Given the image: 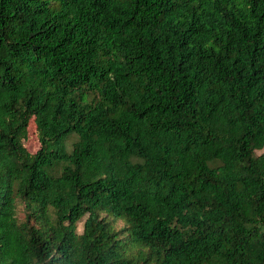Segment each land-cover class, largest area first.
Instances as JSON below:
<instances>
[{
  "label": "trees",
  "instance_id": "trees-1",
  "mask_svg": "<svg viewBox=\"0 0 264 264\" xmlns=\"http://www.w3.org/2000/svg\"><path fill=\"white\" fill-rule=\"evenodd\" d=\"M0 264H264V0H0Z\"/></svg>",
  "mask_w": 264,
  "mask_h": 264
},
{
  "label": "rangeland",
  "instance_id": "rangeland-1",
  "mask_svg": "<svg viewBox=\"0 0 264 264\" xmlns=\"http://www.w3.org/2000/svg\"><path fill=\"white\" fill-rule=\"evenodd\" d=\"M23 144L26 147V149L30 152H33L38 146V142H37L36 134L34 130V123L32 122V119L28 120L27 127H26V136L23 139ZM22 215H23L22 206L18 205L17 216L22 217ZM81 223H82V220L78 221L76 224V230L78 232L81 230ZM120 224H121V220L117 219L115 221V226L118 227Z\"/></svg>",
  "mask_w": 264,
  "mask_h": 264
}]
</instances>
